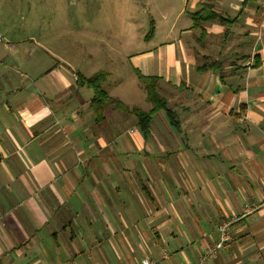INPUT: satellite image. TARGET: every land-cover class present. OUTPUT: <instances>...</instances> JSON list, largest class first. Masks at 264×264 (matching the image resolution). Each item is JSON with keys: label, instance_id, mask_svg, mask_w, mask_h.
<instances>
[{"label": "crops", "instance_id": "crops-1", "mask_svg": "<svg viewBox=\"0 0 264 264\" xmlns=\"http://www.w3.org/2000/svg\"><path fill=\"white\" fill-rule=\"evenodd\" d=\"M205 1L142 0L153 34L132 67L158 77L179 121L161 111L147 136L121 137L109 108L95 121L75 85L94 73L0 43V264H124L144 242L155 264H198L222 221L230 240L203 264H264V0H211L233 22L193 27Z\"/></svg>", "mask_w": 264, "mask_h": 264}, {"label": "rangeland", "instance_id": "rangeland-1", "mask_svg": "<svg viewBox=\"0 0 264 264\" xmlns=\"http://www.w3.org/2000/svg\"><path fill=\"white\" fill-rule=\"evenodd\" d=\"M142 7V0H0V34L5 41L22 39L26 48L33 45L35 51H45L35 45L38 42L88 74L105 72L102 86L108 94L146 110L151 103L132 67L141 37L150 26L149 13H143ZM18 71L23 72L21 68ZM118 113L123 117L121 137L132 136L128 127L136 131L134 138L143 136L134 115ZM134 146L135 150L140 148L136 143ZM123 148L118 143L117 151ZM137 210L140 211L134 209V215ZM146 247L147 242L138 247L128 246L119 262L143 264V259L149 256ZM99 252L97 248L94 255ZM102 258L105 262L109 260L104 254Z\"/></svg>", "mask_w": 264, "mask_h": 264}, {"label": "trees", "instance_id": "trees-1", "mask_svg": "<svg viewBox=\"0 0 264 264\" xmlns=\"http://www.w3.org/2000/svg\"><path fill=\"white\" fill-rule=\"evenodd\" d=\"M193 27L201 26L202 22L215 20L217 19L221 24L228 25L229 22H233V19H230L226 16L218 14L213 10L211 0H206L198 4L197 8L190 13ZM203 32V30H202ZM204 33V32H203ZM153 34V25L152 23L149 26L146 38L151 37ZM212 66L211 63L204 62L199 65V70H207L206 65ZM258 61H255L253 65H257ZM207 65V66H208ZM215 68L213 71L219 73V65H213ZM133 71L143 85V88L146 92V97L151 103V107L147 110H143L137 106L129 107L120 99L109 95L103 89V81L105 78V72H96L91 76H84L81 73H77L75 85L76 86H85L89 88L92 92V96L89 101V109L93 112L95 121L99 122L105 118V110L107 108L116 111V113L121 112L128 116L134 115L137 120V125L142 132L143 136H147L149 133V128L153 120L154 115L159 112H164L170 124L175 128L179 129V121L176 119V115L173 110L170 108L169 103L166 98L160 96L157 92L159 81L157 76L143 75L139 69L133 68ZM220 78L222 76L220 75ZM155 264V263H154Z\"/></svg>", "mask_w": 264, "mask_h": 264}, {"label": "built area", "instance_id": "built-area-1", "mask_svg": "<svg viewBox=\"0 0 264 264\" xmlns=\"http://www.w3.org/2000/svg\"><path fill=\"white\" fill-rule=\"evenodd\" d=\"M0 43L1 44H4L6 47H9L10 44L8 41H5L3 36L0 34ZM238 121L239 122H243L244 121V118L243 116L239 117L238 118ZM230 224L231 222L230 221H222L218 226H217V230L219 232V235H220V238H219V241L215 244V246L211 249H208L206 252L202 253L199 258H198V264H203L208 257H210L214 251L222 246L225 245V243L227 241L230 240ZM164 254L166 255V251L163 250ZM143 264H154L155 262H153L152 260L150 259H143Z\"/></svg>", "mask_w": 264, "mask_h": 264}]
</instances>
